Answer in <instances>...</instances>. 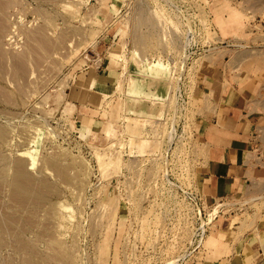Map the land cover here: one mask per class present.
<instances>
[{
	"label": "rangeland",
	"instance_id": "374dc122",
	"mask_svg": "<svg viewBox=\"0 0 264 264\" xmlns=\"http://www.w3.org/2000/svg\"><path fill=\"white\" fill-rule=\"evenodd\" d=\"M257 13L264 20V0H0V264H190L199 224L206 247L235 209L190 197L202 156L195 71L204 57L248 45ZM187 20L205 52L179 75ZM158 60L166 76L152 72ZM94 63L105 95L80 119L71 95L77 72ZM179 77L190 102L173 114ZM152 88L163 103L141 98ZM21 151L33 153V167Z\"/></svg>",
	"mask_w": 264,
	"mask_h": 264
},
{
	"label": "crops",
	"instance_id": "0c3cea01",
	"mask_svg": "<svg viewBox=\"0 0 264 264\" xmlns=\"http://www.w3.org/2000/svg\"><path fill=\"white\" fill-rule=\"evenodd\" d=\"M260 17L255 14V22L245 25L251 33L248 45L237 44L240 48L233 55L216 53L206 63L204 57L195 71L193 133L202 153L196 175L199 198L211 204L233 202L235 209L216 222L207 246L204 238L190 264H264V20ZM220 38L228 45L232 40L246 42L235 36ZM97 72L95 63L77 72L83 78L75 83L70 102L80 119H92L105 95L98 88ZM255 202H263L259 210L253 207Z\"/></svg>",
	"mask_w": 264,
	"mask_h": 264
},
{
	"label": "built area",
	"instance_id": "2783aa9c",
	"mask_svg": "<svg viewBox=\"0 0 264 264\" xmlns=\"http://www.w3.org/2000/svg\"><path fill=\"white\" fill-rule=\"evenodd\" d=\"M194 33H193V28L191 26V23L189 20L186 21V30H185V35H184V52L181 55V66L180 68H178V72L179 75H183L185 72L188 71L189 68V64H192L194 62V59L196 57L197 54H200L201 52H205V45H198L196 43H194ZM196 41V40H195ZM207 50V49H206ZM170 73L173 74L176 73V66L174 63H171L168 65ZM183 79V78H182ZM182 79L179 77L178 79H176V83L173 86V90H172V94H171V102L169 105H167V107H172V111L173 114L174 112L177 111V107L178 108H183L186 105H189L190 102V98L189 95L187 93V91L184 89V87L182 86ZM185 114H186V109L184 110ZM165 116V115H164ZM164 116L162 117V120H160L161 122L164 119ZM160 122V123H161ZM176 130V128L174 127V125H171V131L169 134V140H173L174 139V131ZM192 198V200H194L195 204L198 205L199 203V196L197 194H191L190 196ZM196 200V201H195ZM197 236H199V242L197 243V245L193 248L196 249L199 247V245L201 244V240L203 238V236L205 235V221H204V227L201 228V224H199V227L197 228Z\"/></svg>",
	"mask_w": 264,
	"mask_h": 264
},
{
	"label": "bare ground",
	"instance_id": "6f19581e",
	"mask_svg": "<svg viewBox=\"0 0 264 264\" xmlns=\"http://www.w3.org/2000/svg\"><path fill=\"white\" fill-rule=\"evenodd\" d=\"M20 1V0H19ZM8 2V1H7ZM5 11V10H4ZM43 15V14H42ZM2 22V21H1ZM7 33V32H6ZM31 33V32H30ZM12 34V33H11ZM63 36V35H62ZM41 37V36H40ZM43 41V40H42ZM45 42V41H44ZM43 42V43H44ZM14 49V48H13ZM16 51V50H15ZM24 51V50H23ZM15 55V54H14ZM22 59V58H21ZM18 62V61H17ZM19 63V62H18ZM23 64V63H22ZM18 67V66H17ZM151 67V65L149 66V68ZM1 68V67H0ZM152 70V72L154 73V74H156L157 76H166L167 74H168V69H167V64H163L161 61H157L155 64H154V67H153V69H151ZM22 71V70H21ZM19 72V71H18ZM22 75V74H21ZM149 77V76H148ZM148 79V80H147ZM145 78L144 79V81L143 82H147L148 81V83L151 85V83H152V81L154 80V78ZM145 80H147V81H145ZM140 82V84L141 83H143L141 80H139ZM14 83H15V81H14ZM148 84V85H149ZM129 85H130V88H129V93L131 94V96L133 97V96H135L137 93H138V90H139V87H137V86H135V84H134V82H132V81H130V83H129ZM1 89H3V88H1ZM23 90V89H22ZM172 90H173V86H172ZM25 94H27L26 92H25ZM139 94V93H138ZM137 94V95H138ZM160 95H161V93L159 92V91H157V90H155V88H152V89H149V92H148V94H146V93H143V95H140L141 96V98L143 99V98H145V97H150V99H153L152 101H154V102H164L165 101V99H166V97H161V99H159L160 98ZM4 96V95H3ZM7 96V95H6ZM9 98V97H8ZM11 100V99H10ZM137 100H139V99H136V98H134L133 99V101L134 102H136ZM170 102H171V94H170V98H169V101H168V105L170 104ZM158 104V103H157ZM150 113H151V110H150ZM149 114V113H148ZM157 120H159V122H161L160 120H162V118H159V119H157ZM147 121V120H146ZM0 132H1V130H0ZM145 133V132H144ZM145 135V134H144ZM5 136V135H4ZM1 138V137H0ZM18 154H19V156L21 157V156H23V157H27V159L28 160H30L29 161V165H31L32 167L35 165V156L33 155V153H31V152H26V151H21V152H18ZM26 159V158H25ZM30 166V167H31ZM60 166V165H59ZM55 168V167H54ZM18 169V168H17ZM61 169V168H60ZM64 170V169H63ZM21 171V170H20ZM62 173H63V171H62ZM60 174V173H59ZM13 177V176H12ZM62 207V206H61ZM16 216V215H15ZM72 219V218H71ZM17 220V219H16ZM26 220V219H25ZM15 221V220H14ZM1 224V223H0ZM201 228H203L204 227V221H202L201 223ZM22 225V224H21ZM4 226V225H3ZM20 228V227H19ZM12 230V229H11ZM20 241V240H19ZM4 243V242H3ZM14 247V246H13ZM58 258V257H57ZM63 258V257H62ZM174 261V260H173ZM176 261V260H175ZM170 263V262H169Z\"/></svg>",
	"mask_w": 264,
	"mask_h": 264
}]
</instances>
